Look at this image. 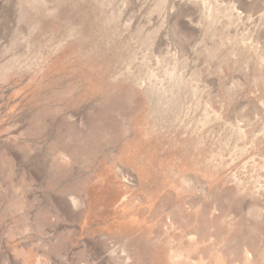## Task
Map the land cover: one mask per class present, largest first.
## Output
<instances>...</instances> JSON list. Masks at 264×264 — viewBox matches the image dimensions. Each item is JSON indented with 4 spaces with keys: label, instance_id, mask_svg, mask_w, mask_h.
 <instances>
[{
    "label": "rangeland",
    "instance_id": "rangeland-1",
    "mask_svg": "<svg viewBox=\"0 0 264 264\" xmlns=\"http://www.w3.org/2000/svg\"><path fill=\"white\" fill-rule=\"evenodd\" d=\"M0 264H264V0H0Z\"/></svg>",
    "mask_w": 264,
    "mask_h": 264
}]
</instances>
